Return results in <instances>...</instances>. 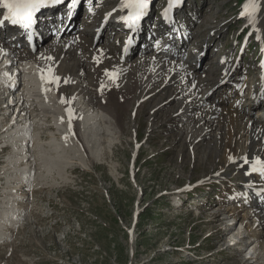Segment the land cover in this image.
<instances>
[{"label": "rangeland", "instance_id": "1", "mask_svg": "<svg viewBox=\"0 0 264 264\" xmlns=\"http://www.w3.org/2000/svg\"><path fill=\"white\" fill-rule=\"evenodd\" d=\"M243 1L194 0L193 9L190 5L188 10L190 0L186 8L180 10L186 24L192 21V33L195 35L197 29L199 32L181 49L182 56H189L188 61L194 60L190 49L202 52L198 60L200 66L193 68L196 80L202 73L197 69L216 61L221 54L226 57L228 67L248 68L249 74L244 77L247 76V81L253 79L252 67L259 64L256 54L262 41L254 36L245 43L248 28L240 33L247 25L243 20L235 22V17ZM258 1L264 12V0ZM154 2L157 6L155 3L147 29L158 21L155 11L158 8L159 11L163 4V0ZM115 3L108 0L105 9L96 12L97 19L104 21L101 14L113 9ZM79 20L76 26L80 27ZM214 26L217 32L209 30ZM116 32L108 27L99 29L93 46L108 45L115 55L118 53ZM107 34L110 36L108 39ZM116 39L117 42L114 41ZM48 41L46 38L43 43ZM196 41H202L199 47L192 46ZM82 53L85 54L84 50ZM137 53H132L127 59L129 66ZM88 56L86 52L83 60ZM219 68L216 66L215 74L210 78H220ZM158 80L161 82L162 77ZM139 84L140 90L136 81L129 102L125 96L120 101L123 106L119 109L122 134L109 150L103 151V157L92 161L86 169L75 159L63 160L66 164L57 162L59 166H53L44 180H31L30 187L19 183L18 199L12 195L14 190L7 189L9 179L6 173L11 166L8 162L11 149L3 150L0 138V213L9 208L11 199H16L14 210L23 214L13 228H7L9 234L0 241V264H250L243 260V252L224 246L227 233L223 231L228 220H220L219 208L230 203L220 204V201L228 200L223 183L204 184L212 186L210 191L200 185L202 178L218 173L224 165L222 149L215 146L217 137L190 143L184 126L176 117L181 112L180 105H177V100H166L175 92L177 82L163 88L166 92L161 99L158 93L150 92L161 84L155 83L152 88L145 87L151 83ZM234 86L238 87L231 80L223 87V93L230 98L225 106L228 110H233L230 105L237 97L227 94L224 88L231 90ZM214 92L212 86L200 89L202 99L216 105L210 101ZM245 93L242 92L241 96ZM198 112L200 110L194 113ZM249 117L254 119L256 115L250 112ZM42 139L49 141L48 133L42 135ZM243 169L247 170V167L243 166ZM59 171L64 172L63 175ZM177 192L185 198L183 207L176 205ZM191 198L196 199L194 204L199 205V209L190 211L188 199L193 200ZM262 260L264 264V256Z\"/></svg>", "mask_w": 264, "mask_h": 264}, {"label": "bare ground", "instance_id": "2", "mask_svg": "<svg viewBox=\"0 0 264 264\" xmlns=\"http://www.w3.org/2000/svg\"><path fill=\"white\" fill-rule=\"evenodd\" d=\"M112 1L116 2L115 7L107 9L101 14V18L104 19L101 22L95 13L100 9H105L108 0H77L76 3H73V0H63L62 5L57 7L60 12H55V22L48 17L46 20L44 17L40 18L38 30L41 40L37 42L33 50L28 48L25 36L21 33L16 32L15 38L14 36L8 37V34L14 30H8L9 26L3 21V9L0 8V65L4 59L11 58L23 67V72L19 74L22 78L19 101L8 107L0 106V138L2 142L7 143L6 148L11 149V155L8 157L11 166L6 173L9 179L7 189L11 192L14 190L12 195L16 197L17 191L21 187L19 183L23 184V187H30L31 180L36 178L37 181L44 180L57 162L66 164V161L75 159L77 164L86 169V166L92 164V161H98L103 157V151L109 150L114 141H117L121 136L120 110L122 103L120 104V101L125 96L129 102V98L132 97V92L136 88V81L139 90L141 89L140 82L152 84L145 86L146 88H152L155 83L161 84L160 86L156 85L150 91L158 93L160 99L166 92V89L163 88L177 82L175 92L173 95L169 94L166 100H177V105H180L179 112L180 110L181 112L176 117L184 126L190 143L203 142L211 136L217 137L215 146L218 150L222 149L224 156V165L220 171L210 177L202 178L200 185L210 191L212 186L204 184L223 183L225 196L228 197V200H222L220 204L229 201L230 205L220 206L219 214L229 216L228 218L222 216L220 220L224 221V219L232 217L241 226L243 225L248 234L249 246L254 245L249 254L253 253V256L256 257L253 262H249L251 257L245 255L243 260L250 264H262L264 256V209H262L264 205V177L255 173L246 174V172L254 159L264 162V104L262 103L264 79L262 80L259 74L262 69V60L264 62V49L259 50L256 54L261 58V62L257 66L254 65V68L252 67L254 77L251 80L247 81V76L244 77L245 74H249L248 68L240 70L238 67L234 69L228 67L226 57L222 54L217 57L216 61L206 63V66L203 65L197 69L202 73L200 79L196 80L194 76L197 74L194 73L193 68L200 66L198 60L202 57V52L190 49V56L194 60L188 61L190 60L189 56H182L179 49L180 45H184L190 37L196 38L199 35L198 29L195 30V35L192 33V21L184 27L186 18L183 16L181 28L182 30L187 29L188 33L181 35L180 38L172 37L166 41H164L162 31L177 29L178 25L175 26L174 22L163 20L155 22V25L149 28V32L154 33L155 37L152 38L150 35L143 46L142 37L148 33L143 30V35L139 34V29L134 33L130 29L125 30L124 26L120 25V19L124 15V12L119 11L120 0ZM249 2L250 0H247L246 4L249 5ZM254 2L257 9L251 16L247 14L251 12V9L241 15L242 9L240 8L236 17H241L247 23L248 28L252 27L248 39L255 36L264 41V12L260 1L254 0ZM80 11H84V14L81 26L78 27L75 23L81 19L78 14ZM160 14H158V18ZM176 19L179 20V17L177 16ZM250 19L253 21L252 23H249ZM146 20L149 21V17ZM187 20L190 19L187 18ZM60 23L64 26L66 24L64 30L61 29L63 27L61 26L59 32H62H58L44 44L45 39L54 29L56 30ZM69 27L72 29L68 30ZM106 27L115 32L118 30V42L117 39L114 40L117 42L116 48H118V53L115 55L111 52L112 48L107 47L108 45L93 46L92 44L99 29ZM119 29L121 30L119 31ZM244 29L246 28H243L242 31H245ZM209 30L217 32L218 29L214 26ZM156 33H158L157 37ZM130 37L132 44L128 46L127 42ZM108 38L110 36L107 34L106 39ZM88 41L90 43L86 44ZM23 42L26 45H23L22 49L18 48V45H22ZM201 42L196 41L192 46L199 47ZM85 46L88 49H84ZM169 46H171L170 52L167 51ZM131 48H138L139 52L130 61L129 66L126 61L131 54H127V51L131 52ZM82 50L85 54L86 52L89 54L85 61L83 60L85 54L82 53ZM49 56L53 57L51 61L46 59ZM116 56L118 59H115ZM94 57L100 62L97 63ZM70 58L72 62H70ZM187 62H190V65ZM195 62H198V65ZM187 65L188 68H186ZM216 66L220 67L218 70L220 78L214 80V77L210 78V76H214ZM48 67H51L53 73L60 77L58 87L41 81L40 69ZM105 69L119 74L115 83L105 77ZM160 77H162L161 82L158 80ZM231 80L238 87L234 86L231 90H226L225 87L224 90L227 94H235L234 96L237 98L230 105L233 110H228L229 108L226 109L225 106L226 101L230 98L228 99L223 93V87L230 84ZM101 84L106 85L102 91L100 90ZM207 86H212L216 91L213 100H210L211 97L209 99L211 103L216 102V105L208 104V99L203 100L200 95V89ZM244 91L246 93L241 96ZM61 98L66 102L61 103ZM258 99L261 101L255 103ZM142 101H138L139 104ZM1 102L2 99H0V105ZM260 104H263V108L255 119L250 118V112ZM67 110H71L75 117L71 120V131L69 130ZM196 110H200V112L194 113ZM28 123L31 124V128L25 129V125ZM46 133H48L49 141L42 139V135ZM28 136L29 139H27ZM6 137L7 141L4 140ZM219 155L221 157L220 152ZM244 158H248V165L244 164ZM61 159L62 161H60ZM243 166H246L247 170H244ZM62 173L60 175H63ZM213 173L214 171L211 172V174ZM232 181L237 182L233 183ZM179 193L177 192V194ZM15 204L16 199H11L8 204L9 208L2 214L0 213V241L7 236L5 234H9L6 232L7 228H13L16 225L14 223L21 220L23 214L14 210ZM191 205L199 206L192 200ZM234 228L226 225L223 232H231ZM232 244V241L225 240L224 246L234 248L238 253L245 251L243 246H232Z\"/></svg>", "mask_w": 264, "mask_h": 264}, {"label": "snow or ice", "instance_id": "3", "mask_svg": "<svg viewBox=\"0 0 264 264\" xmlns=\"http://www.w3.org/2000/svg\"><path fill=\"white\" fill-rule=\"evenodd\" d=\"M48 0H0V8L6 9V13L3 16V21H10L13 25H22L25 29H28L33 24V14L37 9L43 7ZM77 0H73V3H76ZM149 6V0H120L119 11L123 12L125 9L128 10V15L124 17L127 22H131L133 25L144 15L145 10ZM172 2L169 0V8H171ZM248 8L251 9V12L247 14L249 16L252 15L257 9V5L254 0H250ZM168 13V9H165L164 15L166 16ZM242 13L241 15H244ZM253 21L250 19L249 23ZM259 39V37H257ZM126 50V49H125ZM51 61L53 57L49 56L46 58ZM94 60L96 58L94 57ZM99 63V60H96ZM105 77H107L110 81L115 83L116 79H118V73L115 71H109L105 69L104 71ZM40 79L42 82H47L49 84H54L58 87L60 77L56 76L51 67L41 68L40 69ZM67 83V81H65ZM106 87V85L101 84V91ZM66 101L61 98V103H65ZM68 111L69 116V130L71 131V120L74 119V114L71 110ZM231 160V157L229 158ZM244 164L248 165V158H244ZM259 174L264 177V162L260 159H254L249 165V169L246 174Z\"/></svg>", "mask_w": 264, "mask_h": 264}]
</instances>
